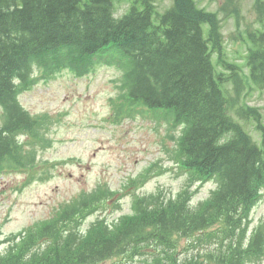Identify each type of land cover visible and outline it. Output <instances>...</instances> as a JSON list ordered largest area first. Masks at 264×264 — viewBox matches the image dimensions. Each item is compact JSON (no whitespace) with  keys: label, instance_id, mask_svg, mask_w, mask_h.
<instances>
[{"label":"trees","instance_id":"trees-1","mask_svg":"<svg viewBox=\"0 0 264 264\" xmlns=\"http://www.w3.org/2000/svg\"><path fill=\"white\" fill-rule=\"evenodd\" d=\"M227 7L238 12L240 3L227 0ZM254 11L259 30L246 31L247 81L263 89L264 0H255ZM114 14V0H0V173L28 166L20 161L16 134L38 136L39 120L17 102L18 85L35 67L48 78L65 68L91 71L103 62L92 60L94 55L115 50L123 60L116 111L140 107L171 115L181 127L177 159L187 183L176 196L158 189L137 198L132 214L115 223L99 218L84 235L80 224L117 193L102 187L82 193L48 221L11 237L0 264H101L115 257L130 264L143 254L151 256L145 264L262 261L264 226L250 238L246 231L264 189V123L257 107L239 105L244 81L225 61L216 15L196 0H172L163 12L155 0H133L125 15ZM213 54L231 78L218 72ZM239 121L254 124L255 135ZM208 180L216 188L191 208L192 187ZM183 239L197 252L181 258L188 251H182Z\"/></svg>","mask_w":264,"mask_h":264},{"label":"rangeland","instance_id":"rangeland-1","mask_svg":"<svg viewBox=\"0 0 264 264\" xmlns=\"http://www.w3.org/2000/svg\"><path fill=\"white\" fill-rule=\"evenodd\" d=\"M132 1L114 0L115 16L121 17ZM155 1L160 12L172 5V0ZM234 2L240 3L238 12L227 7V0H196L200 8L216 15L225 58L238 65L245 76L248 72L246 31L258 26L255 0ZM213 62L218 72H222L216 57ZM121 76L122 72L116 67L106 65H100L94 73L83 78L63 71L54 79L36 82L20 94L19 101L26 110L48 118L43 124L45 130L41 131V147L37 144L33 150L24 148L25 139H19L24 151L30 150L36 162H25L28 166H21L25 167L23 170L0 173V251L7 249V239L12 235L49 220L61 204L71 202L78 194L90 192L101 184L118 192L113 203L119 193L125 194L120 212L112 213V201L103 205L109 222L131 211L135 201L133 193L139 198L157 188L171 195L181 190L187 175L174 164L169 152L172 136L177 138L181 127L174 129L171 115L164 112L138 109L135 115L115 114L110 100L119 91ZM242 103L259 107L264 119V91L250 89L247 80L241 88ZM241 123L255 135V127L250 121ZM149 170L152 176L139 187L135 180ZM43 172L44 177L40 176ZM34 175L37 177L31 181ZM200 186L197 184L194 188H198L193 197L194 206L205 200L216 184L209 181ZM262 194L252 209L249 231L260 222L264 223V192ZM96 217L97 214L88 216L83 226H90ZM182 244V251L186 248L188 251L181 254V258L197 252L191 251L188 240L183 239ZM203 246L212 247L210 242H204ZM146 259L148 256H139L133 261L144 264ZM118 260L113 258L104 264H117Z\"/></svg>","mask_w":264,"mask_h":264}]
</instances>
